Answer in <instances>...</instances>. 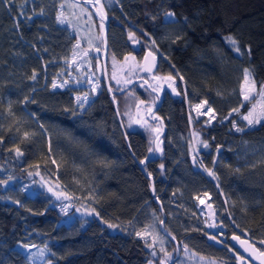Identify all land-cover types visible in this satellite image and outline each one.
<instances>
[{
    "label": "trees",
    "instance_id": "16d2710c",
    "mask_svg": "<svg viewBox=\"0 0 264 264\" xmlns=\"http://www.w3.org/2000/svg\"><path fill=\"white\" fill-rule=\"evenodd\" d=\"M119 2L121 9H103L109 22L110 89L101 78L91 104L79 112L73 94L85 89H51L53 80L67 77L77 48V34L57 20L63 0H0V264L29 263L18 243L45 245L52 264H166L176 255L174 241L180 253L186 247L223 264H252L237 259L242 256L228 239L230 233L242 230L264 250L260 243L264 240V121L248 125L242 118L253 105L256 110L261 106L264 0ZM90 13L97 48L102 51L99 21ZM129 32L136 43L138 37L147 41L157 62L153 74L146 75L140 68L133 79L118 87L110 77L111 61L121 63L130 53L138 56L141 51L140 60L146 51L144 45L140 51L131 47ZM102 55L89 56L95 76ZM245 68L256 87L249 101L240 92ZM150 75L157 76V82L161 79L160 86L176 81L178 95L165 89L154 112L162 123L142 118L159 98L135 79ZM122 89L113 97L123 119L121 126L110 97ZM204 100L215 113L210 123L212 113L194 112V105ZM236 108L239 112L232 111ZM129 110L131 117L139 118L133 129L125 121ZM139 111L142 116L137 115ZM162 124L166 129L162 154L142 171L139 163L155 147V129L161 131ZM63 131L67 134L58 135ZM17 148L22 155H17ZM53 159L61 169L56 182L77 179L74 185L91 184L97 190L95 217L66 220L68 214L58 207L63 205L55 206L45 190H25L23 185L37 179L44 166H54ZM200 195L218 208V224L228 234L226 240L207 237L195 220L194 199ZM158 203L166 217L164 229L173 238L165 235L169 239L165 252L172 254L168 261L162 251L154 258L147 242L133 233L147 209L160 221Z\"/></svg>",
    "mask_w": 264,
    "mask_h": 264
},
{
    "label": "rangeland",
    "instance_id": "374dc122",
    "mask_svg": "<svg viewBox=\"0 0 264 264\" xmlns=\"http://www.w3.org/2000/svg\"><path fill=\"white\" fill-rule=\"evenodd\" d=\"M119 1L120 0H98V2H96V0H88L87 3L86 1L83 0L81 3V2H76L74 0H63V3L60 4L61 8L59 13H63L62 19L64 20V22L61 23V25H65L69 27L70 30L74 31V33L77 34L76 36H78V38L76 40V47L77 45L79 46L76 48V54L74 55V58L71 59L69 62L67 77L64 79L53 80L51 89L56 91H64V89L68 87H75L76 89L78 88L85 89V92L82 94H78V93L73 94L74 106L75 108H77L76 110H78L79 112H83L87 110V108L89 107V105L93 100L92 98H94V96L99 91V87H100L99 81L101 78H103V69L100 61H98L95 66L97 69L96 76L90 70L89 56L93 54L94 56L99 58V55H101V53L103 54V48L102 51L100 48H97V37L95 35L96 30H95V25L93 24V17L90 12H92L95 15L96 18L95 20L99 21L98 26L100 28V35H102V39H103L106 28V24H105L106 22L104 21V19L108 21V17L105 16V18L102 21L100 15L97 12V9L101 5L103 6V9L104 6L110 8L117 7V9H121V3ZM94 2L98 4H95ZM101 24H103V30H101ZM102 45H104V43H102ZM85 53L87 54L85 55ZM142 57L139 60L137 54L130 53L124 58V60L121 63H118L116 60L111 61L112 73L110 77L113 81H115L118 87L123 86L128 81L133 79L139 72V69L140 68L142 69L140 65ZM164 58L166 57L164 56ZM117 81H119V83H117ZM54 82L56 83L57 87H53ZM77 97H80V99L77 100ZM206 108L207 105L205 109L201 110V114L199 115H207L208 113L204 114L206 112ZM192 110L193 108L192 109L190 108V111ZM259 110L260 108L257 109V111ZM194 112L196 113V115H198L196 109ZM132 113L133 111L129 110L128 114H126L125 117V121L127 119V126L129 129H133L135 124L139 120L138 116L131 117ZM147 113L148 110L144 112V115H143V111H139L137 112V115L140 116L143 115L142 117L143 119H148ZM247 114L248 113H246V115ZM151 118H153V116H151ZM148 121L150 120L148 119ZM151 122L154 123L153 121ZM65 134H67L66 131H63L62 133H58V135H63V136ZM163 136L164 134L161 136V140ZM83 158L87 160L86 158L89 157L85 155L83 156ZM53 161H55V163L52 168L50 167L46 168V166H44V168H42V171H40L37 179L32 180L30 183H27V185L26 184L23 185L25 190L27 192L29 191L32 193L35 192L37 188L38 189L41 188L43 191L45 190L47 194H49L52 197L55 206L58 204L63 205V207H61V205H58V207L60 206L59 210L62 213L68 214L66 216V220L67 219L70 220L72 217L74 218L75 216H80V215L89 218L95 217L96 216L95 208H97L96 207L97 201L94 200V194L96 193L97 190L91 184L74 185L77 179H74L75 181H71L68 184H64L62 182L61 183L56 182L55 179L56 177L57 178L60 177L58 173H60L61 169L58 166V164H56V160L53 159ZM53 175L54 178L51 179V176ZM194 200L196 201V202L194 201V209H196L195 210L196 213L194 212L195 220L197 219L198 224L201 226L203 231L206 232L207 237H213L214 239L216 237H219L222 240H226L228 234L226 236V233L222 231L220 225L221 222L218 224V221L220 219L219 210H217L218 208L214 206L212 200L209 199L207 196L204 197L203 195H200L198 197L196 196ZM201 201H203V203ZM78 204H80L81 207H76V205ZM173 205H175L174 209H178V206L176 204ZM69 211L71 212L69 213ZM227 212L228 211H226V213ZM140 219L141 220L143 219L144 223L140 222L141 220L138 221L137 223L138 228L133 230L134 235H136L137 238H140L143 241L147 242L146 245H148L149 248L151 249L154 258L157 257L158 251H162L165 253V249L168 246L169 239L163 233H161L159 229L158 222H160L162 218L159 221L158 215L155 212H153V210L147 209L145 210V212H143ZM227 231H229V229H227ZM137 233H141V235H137ZM240 233L244 234L242 230L240 231ZM233 234L236 233H232V234L230 233V236ZM17 247L20 249V251H23L26 254L27 258L29 259L28 264H52V260L49 258L51 251L48 250V248L45 245L41 246V245L18 243ZM179 254L180 256L177 260V264H223L216 260L203 258L191 252L186 247H182L181 253ZM171 256L172 254H169L168 256H164V259H167L166 261H168L172 258ZM242 259H244V257H242ZM239 262L240 264H244L245 261H239ZM150 264H155V263L150 262Z\"/></svg>",
    "mask_w": 264,
    "mask_h": 264
},
{
    "label": "water",
    "instance_id": "95a60500",
    "mask_svg": "<svg viewBox=\"0 0 264 264\" xmlns=\"http://www.w3.org/2000/svg\"><path fill=\"white\" fill-rule=\"evenodd\" d=\"M74 1H76V2H81L82 3V1L83 0H74ZM104 21L106 22L105 24H106V28H105V32H104V37H103V43H104V45H103V55H102V61H101V64H102V69H103V79H104V81H105V83H106V87L108 88V89H110V85H109V81H108V74H107V54H108V45H106L107 44V34H108V29H109V22L106 20V19H104ZM132 44V46H133V48L135 49V50H137L138 49V45H137V43H131ZM149 52H151L150 50H148V51H145L144 53H143V57H142V60H141V67H142V71L145 73V74H153L154 73V70H155V67H156V62H157V57H156V55H154L152 52V56H148V53ZM153 56L155 57V60L153 61ZM147 57V59H145ZM149 69H151L150 71H149ZM131 84H133V83H131ZM130 84V85H131ZM130 85H128V86H130ZM171 85V84H170ZM170 85H168L167 86V88L170 90V92H171V95H178V92L175 90V91H173V88H175L174 86H170ZM123 91V89L121 90V91H116L115 93H112L111 94V97L110 98H112V100H113V104H114V109H115V113H116V116H117V118H118V121H119V123H120V125L122 126L123 124H122V121H121V117H120V114H119V111H118V108H117V104H116V101H115V99L113 98L114 97V95L115 94H117V93H121ZM162 91L160 90V91H158L157 92V96H158V98H159V102H158V104L154 107V108H150V111H148V113H147V118L148 119H150L151 121H153V122H156V121H160L161 123H162V120L160 119V118H158V117H155V116H153V118H151V116H152V114L159 108V106H161V102H162V93H161ZM164 126V124H162V127ZM157 129V128H156ZM123 130V129H122ZM165 131H166V129L163 127L162 128V130L161 131H159L158 133L155 131V136H157V135H159V140L157 141L156 140V138H155V150H154V152L152 151V152H149L148 154H147V156H146V158L145 159H143L142 161H144V163H139V167H140V169H142V171H143V166L144 165H146L147 163H149V162H151V161H154V160H156V159H158L159 158V156L162 154V148H161V145H162V140H161V136L165 133ZM123 132H125L124 130H123ZM157 144L159 145V151H157L156 150V148H157ZM153 195H154V193H153ZM158 205H159V207H160V209H161V214H162V219H161V221L159 222V228H160V231L164 234V235H166L168 238H170L171 240H173V238H172V236L171 235H169L168 233H166V231H165V229H164V224H165V219H166V217H165V214H164V211L162 210V206H161V204L160 203H158ZM240 233V232H239ZM234 235H236V236H239L240 237V239L241 240H247L249 243H251V244H253L256 248H258L256 245H255V243L253 242V240H251L250 238H248L245 234H242V233H240V234H233V235H231L230 237H229V239H228V241H229V243H230V245L234 248V249H236L237 251H238V253L242 256V257H244L245 259H247V260H249L252 264H260V261L259 260H256V259H253L252 258V256L250 255V253L249 252H246L245 250H244V247L245 246H242L241 244H240V242L239 241H237V240H233V236ZM174 243H175V246H176V255H175V257L173 258V259H171L169 262H167L166 264H174L175 263V261L176 260H178V258H179V256H180V246L177 244V242H175L174 241ZM259 249V248H258ZM260 250V249H259ZM264 251V250H263Z\"/></svg>",
    "mask_w": 264,
    "mask_h": 264
},
{
    "label": "snow or ice",
    "instance_id": "6c2138e0",
    "mask_svg": "<svg viewBox=\"0 0 264 264\" xmlns=\"http://www.w3.org/2000/svg\"><path fill=\"white\" fill-rule=\"evenodd\" d=\"M9 2H10V0H4V3H9ZM97 2H98V0H97ZM97 12H98V14L101 17V20L103 21V19L105 18V14H104V10H103V6L102 5L97 9ZM166 15L168 17H171V16H173V13H167ZM62 17H63V13H59L58 16H57V20L60 23L64 22ZM101 30H103V24H101ZM128 35H129V39L132 40L133 43H135L136 42V38H135L134 33L129 32ZM228 39L231 41L232 44H234V45L236 44V41L233 40L231 37H229ZM78 46L79 45H77V47ZM235 51H237L239 53L240 49L236 48ZM86 54L87 53H85V55ZM148 56H152V53L149 52ZM145 59H147V57ZM154 60H155V57L153 56V61ZM150 70L151 69H149V71ZM35 76H36V74L34 72L33 76H32V79H35ZM167 79L171 80L172 77L169 76V77H167ZM117 83H119V81H117ZM53 87H57L55 82L53 83ZM173 91H175V88H173ZM255 91H256L255 82L251 79V73H250L249 69L245 68L244 69V80H243V83L241 84V94L243 95V99L245 101H249L252 98V93H254ZM259 96L261 98L260 110L257 111L256 110L257 106L253 105L252 109L248 112V114L244 115L242 117L245 121H247L248 125L259 124L262 121H264V85H262L260 87V89H259ZM79 99H80V97H77V100H79ZM140 103L143 104L144 102L141 101ZM206 105H208V101L204 100V101H201L199 104L194 106L198 115L201 114V110L205 109ZM149 111H150V109H149ZM232 111L233 112H239V109L236 108V109H233ZM206 113H212V116L210 117L209 123L211 122L212 119H215V113H214V110L211 107H207L206 108V112L204 114H206ZM229 115H231V113H229ZM137 122H139V121H137ZM145 123H147V121H145ZM233 126L235 127V124H233ZM236 130L240 131L241 129L237 128ZM155 131L158 133L160 131V128L155 129ZM24 135L27 137L28 133H25ZM156 140L157 141L159 140V135L156 136ZM204 146L208 147L206 142H205ZM156 150L157 151L160 150L158 144H157ZM148 151L152 152L153 149L149 148ZM16 153H17V155H22V153L20 152L19 148L16 149ZM53 163H55V161H53ZM141 163H144V161H141ZM161 167H163V166L161 165ZM207 171L209 172V175L215 177V173L214 172H212L211 170H207ZM149 175H151V174H149ZM201 202L203 203V201H201ZM209 207H210V205H209ZM211 226H214V225H211ZM109 227H116V226L110 224ZM137 235H141V233H137ZM232 238H233V240L239 241L242 246H245L244 250L246 252H249L253 259L259 260L260 264H264V251L259 250L253 244L249 243L247 240H241L239 236L234 235ZM260 243L264 244V240H261ZM25 247H27V246H25ZM41 254H43V253H41ZM168 255H169V253L165 252V256H168ZM237 259L240 260V259H242V257H237ZM162 264H163V261H162Z\"/></svg>",
    "mask_w": 264,
    "mask_h": 264
},
{
    "label": "flooded vegetation",
    "instance_id": "af4514ba",
    "mask_svg": "<svg viewBox=\"0 0 264 264\" xmlns=\"http://www.w3.org/2000/svg\"><path fill=\"white\" fill-rule=\"evenodd\" d=\"M84 1H86L87 3H88V0H84ZM96 2H97V0H96ZM96 2H94L95 4H98V3H96ZM144 43H146V45L144 44ZM137 44H138V49L137 50H135V51H138L139 49H141V46H145L144 47V49H146V50H148V48L146 47L147 46V41H145V39L144 38H139L138 37V41H137ZM140 51V50H139ZM140 53H142L141 51L138 53L139 55H140ZM139 55H138V58H139ZM142 57V56H141ZM146 75H148V74H146ZM148 77V76H147ZM151 77V78H150ZM150 77H148V78H141V77H136V79H135V81L136 80H138L137 82H140V83H142L143 84V86H146V88H148L149 90H151V91H153V93L156 95L157 94V91L153 88L154 87V85L159 89V91L161 90L162 91V94H163V92H165V89H168L167 88V86L168 85H172V86H174V87H176V81H175V79H172L173 80V83H170V84H165V83H163V84H161V86L159 85V83L161 82V79H160V82H157V81H159V78L157 77V76H155V75H150ZM153 77H154V79H153ZM155 80V81H154ZM134 81V82H135ZM158 83V84H157ZM169 90V89H168ZM152 116H156V114L154 113ZM150 120V119H149ZM151 121V120H150ZM224 241V240H223ZM250 262V261H249ZM251 263V262H250Z\"/></svg>",
    "mask_w": 264,
    "mask_h": 264
},
{
    "label": "bare ground",
    "instance_id": "6f19581e",
    "mask_svg": "<svg viewBox=\"0 0 264 264\" xmlns=\"http://www.w3.org/2000/svg\"><path fill=\"white\" fill-rule=\"evenodd\" d=\"M176 91H177V89H175ZM169 92H170V90H169ZM178 92V91H177ZM170 94H171V92H170Z\"/></svg>",
    "mask_w": 264,
    "mask_h": 264
}]
</instances>
